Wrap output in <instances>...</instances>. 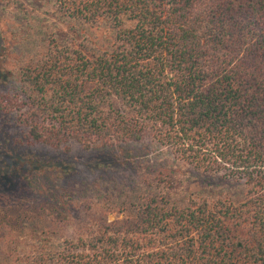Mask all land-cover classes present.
Wrapping results in <instances>:
<instances>
[{
    "label": "trees",
    "instance_id": "obj_1",
    "mask_svg": "<svg viewBox=\"0 0 264 264\" xmlns=\"http://www.w3.org/2000/svg\"><path fill=\"white\" fill-rule=\"evenodd\" d=\"M50 1L111 44L87 52L47 29L16 100L0 101L27 139L90 150L150 136L201 174L241 179L244 196L149 178L122 219L85 203L75 235L21 264H264V0Z\"/></svg>",
    "mask_w": 264,
    "mask_h": 264
},
{
    "label": "rangeland",
    "instance_id": "obj_2",
    "mask_svg": "<svg viewBox=\"0 0 264 264\" xmlns=\"http://www.w3.org/2000/svg\"><path fill=\"white\" fill-rule=\"evenodd\" d=\"M49 27L87 52L111 44L106 28L91 33L74 27L50 0H0V101L16 100L20 66ZM16 117L0 110V264H21L39 249L60 248L88 216L85 203L96 209L110 201L117 208L107 219H122L123 202L138 200L149 178L168 176L188 193L244 196L241 179L201 174L150 136L90 150L71 141L55 149L28 140Z\"/></svg>",
    "mask_w": 264,
    "mask_h": 264
}]
</instances>
